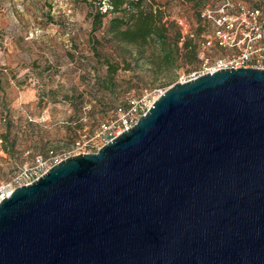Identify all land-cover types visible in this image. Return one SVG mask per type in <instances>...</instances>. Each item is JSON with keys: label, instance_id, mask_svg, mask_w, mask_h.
Returning a JSON list of instances; mask_svg holds the SVG:
<instances>
[{"label": "water", "instance_id": "water-1", "mask_svg": "<svg viewBox=\"0 0 264 264\" xmlns=\"http://www.w3.org/2000/svg\"><path fill=\"white\" fill-rule=\"evenodd\" d=\"M0 264H264V68L164 88L0 199Z\"/></svg>", "mask_w": 264, "mask_h": 264}, {"label": "rangeland", "instance_id": "rangeland-1", "mask_svg": "<svg viewBox=\"0 0 264 264\" xmlns=\"http://www.w3.org/2000/svg\"><path fill=\"white\" fill-rule=\"evenodd\" d=\"M91 1L0 0V182L49 150L61 157L94 151L99 146L97 129L115 119L112 112L101 118L105 98L91 88L104 72L100 53L117 55L96 41L99 31L90 32L88 3L96 5ZM146 1L160 6L164 19L174 22L183 39L195 38L197 57L177 58L158 73L142 60L137 66L131 62L128 70L114 76L120 100L152 101L168 85L198 70L199 55L212 62L237 51L218 47L213 23L197 20L196 14L205 8L217 14L224 0ZM227 1L222 13L257 7L264 24V0ZM122 54L129 59L127 52Z\"/></svg>", "mask_w": 264, "mask_h": 264}, {"label": "trees", "instance_id": "trees-1", "mask_svg": "<svg viewBox=\"0 0 264 264\" xmlns=\"http://www.w3.org/2000/svg\"><path fill=\"white\" fill-rule=\"evenodd\" d=\"M91 2H96V5L88 3L90 32L99 31L101 35L96 41L100 44L105 43L112 53L117 54L112 58L110 54L100 53L104 72L102 76H96L92 83V91L100 93L101 99L105 98L100 104L101 118L107 112H112L115 116L116 107H125L129 99L139 98L128 97L125 100L118 98L114 92V76L118 70H128L131 62L137 66L138 60H142L148 64L152 73H158L162 69L169 68L177 58L196 59L198 47L195 38L190 36L183 39L178 27L174 22L164 19L163 10L159 5H154L153 1L92 0ZM251 9L259 13V8ZM200 12L196 14L197 20H204ZM258 19L264 36V24L259 15ZM122 52L128 53V60ZM49 151L54 153L52 150ZM49 151L37 156L45 157Z\"/></svg>", "mask_w": 264, "mask_h": 264}, {"label": "built area", "instance_id": "built-area-1", "mask_svg": "<svg viewBox=\"0 0 264 264\" xmlns=\"http://www.w3.org/2000/svg\"><path fill=\"white\" fill-rule=\"evenodd\" d=\"M227 2V0H224L217 14L215 11L205 8L200 12V16L211 21L215 26L214 36L217 46L235 47L237 51L227 57L216 58L212 62H208L202 54L199 55L200 68L192 71L188 78L181 79L179 82L220 68H264V45H260L262 44L263 28L258 19V11L255 9H240L235 14L222 13V7ZM150 103V100L139 97L129 99L125 107H116L115 119L109 123L101 124L94 135L99 140V146L111 140L120 131L130 127ZM62 158L64 157L51 151L45 157L35 156L31 165L20 168L10 180L0 182V199L6 197L14 187L31 182L50 165Z\"/></svg>", "mask_w": 264, "mask_h": 264}]
</instances>
